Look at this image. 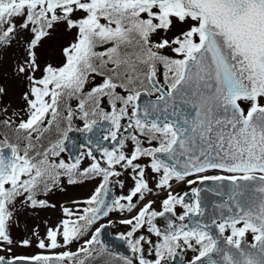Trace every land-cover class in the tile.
I'll return each mask as SVG.
<instances>
[{
  "label": "snow or ice",
  "instance_id": "6c2138e0",
  "mask_svg": "<svg viewBox=\"0 0 264 264\" xmlns=\"http://www.w3.org/2000/svg\"><path fill=\"white\" fill-rule=\"evenodd\" d=\"M9 50L27 91L15 109L0 84V264H87L114 212L122 264H264V0H0V62ZM73 132L86 140L66 159ZM97 178L15 239L63 180Z\"/></svg>",
  "mask_w": 264,
  "mask_h": 264
},
{
  "label": "rangeland",
  "instance_id": "374dc122",
  "mask_svg": "<svg viewBox=\"0 0 264 264\" xmlns=\"http://www.w3.org/2000/svg\"><path fill=\"white\" fill-rule=\"evenodd\" d=\"M71 39V35L66 33L62 28L57 31L54 38L49 41L44 49L40 50L41 64L43 65L46 61H55L59 58V50L63 44H66ZM14 63L13 50H9L3 55L2 62H0V84H2L6 90L7 95L3 98V103L10 104L12 108L19 109L24 107V101L22 99L23 93L27 91L26 81L18 78L14 75L12 71V65ZM94 186V182L83 183L80 185H75L74 187H67L65 184L59 186L55 191L51 192L46 199L50 204L55 205V207L37 208L35 210H30L26 216L21 217V228L14 231L15 239L19 240L25 234L31 235V230L34 225H39V231L41 236L44 235L45 227L57 224L64 214L62 209L67 207V204L71 203L73 198L83 197L88 195L91 188ZM89 191L85 192L86 189ZM74 189L71 191V189ZM27 225L28 231L24 232L23 227ZM77 242H73L71 245V250L76 251L79 247ZM18 250H14L16 255H33L41 250L35 245V240L33 245L28 248L15 247ZM76 248V249H75Z\"/></svg>",
  "mask_w": 264,
  "mask_h": 264
},
{
  "label": "water",
  "instance_id": "95a60500",
  "mask_svg": "<svg viewBox=\"0 0 264 264\" xmlns=\"http://www.w3.org/2000/svg\"><path fill=\"white\" fill-rule=\"evenodd\" d=\"M216 198L219 199L218 197H216ZM101 239H102L103 243L107 245V247L112 248V249H116V250L119 251L118 248L113 247V244H114L115 242H114V241H111V238H110V236H109V234H108L107 231H104V232L102 233V238H101ZM120 253L125 254L126 251L121 250Z\"/></svg>",
  "mask_w": 264,
  "mask_h": 264
},
{
  "label": "flooded vegetation",
  "instance_id": "af4514ba",
  "mask_svg": "<svg viewBox=\"0 0 264 264\" xmlns=\"http://www.w3.org/2000/svg\"><path fill=\"white\" fill-rule=\"evenodd\" d=\"M182 186H183V184L179 185L178 188H177V190L178 191H182V190H184V189H186L188 187V186H184V188H182ZM180 211H182V210L178 208L177 209V212L179 213ZM115 226H117V224H115L114 227Z\"/></svg>",
  "mask_w": 264,
  "mask_h": 264
}]
</instances>
